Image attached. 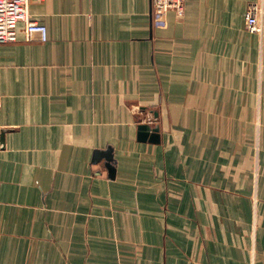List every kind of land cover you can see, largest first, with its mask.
<instances>
[{"label":"crops","instance_id":"0c3cea01","mask_svg":"<svg viewBox=\"0 0 264 264\" xmlns=\"http://www.w3.org/2000/svg\"><path fill=\"white\" fill-rule=\"evenodd\" d=\"M251 2L30 3L48 41L0 43V264H264Z\"/></svg>","mask_w":264,"mask_h":264},{"label":"built area","instance_id":"2783aa9c","mask_svg":"<svg viewBox=\"0 0 264 264\" xmlns=\"http://www.w3.org/2000/svg\"><path fill=\"white\" fill-rule=\"evenodd\" d=\"M32 1L0 0V43L16 42L20 39V35H23L25 41H32L35 38L44 42L48 41V27L31 16L30 3ZM185 2L186 0H152L153 15L160 21L165 20L170 11L183 16ZM263 12V3L251 2L249 4L246 15L248 30L263 33Z\"/></svg>","mask_w":264,"mask_h":264},{"label":"water","instance_id":"95a60500","mask_svg":"<svg viewBox=\"0 0 264 264\" xmlns=\"http://www.w3.org/2000/svg\"><path fill=\"white\" fill-rule=\"evenodd\" d=\"M139 139L141 141L159 142L160 140L159 127L157 126L152 127L150 124H147V123L140 124L139 125Z\"/></svg>","mask_w":264,"mask_h":264}]
</instances>
